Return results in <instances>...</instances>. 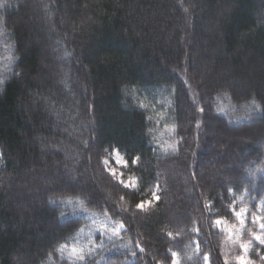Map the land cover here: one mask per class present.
<instances>
[{"label":"trees","instance_id":"trees-1","mask_svg":"<svg viewBox=\"0 0 264 264\" xmlns=\"http://www.w3.org/2000/svg\"><path fill=\"white\" fill-rule=\"evenodd\" d=\"M43 2L0 0V264H225L211 220L264 163V0ZM61 164L96 180L50 189Z\"/></svg>","mask_w":264,"mask_h":264},{"label":"rangeland","instance_id":"rangeland-1","mask_svg":"<svg viewBox=\"0 0 264 264\" xmlns=\"http://www.w3.org/2000/svg\"><path fill=\"white\" fill-rule=\"evenodd\" d=\"M29 1H32V0H28V2ZM43 4H44L43 0H33V5L36 6V9H40V8L42 9ZM36 9H34L35 12H36ZM40 15L42 17V14ZM260 125H262V123ZM232 134L233 135L231 136L230 135L228 136L226 134H221V133L218 135V141L219 139H223L225 142H233V141L235 142L233 147L231 148L232 154L226 155L227 161L220 163V165H223V168L225 167V170H231L230 166L232 164L236 166L243 161L242 158H245V156L241 155L243 153H240L238 149L242 147L246 141L250 140V138H248L250 136H247L248 132L240 133V135H236L234 133ZM250 135H252V133ZM255 136H256L255 141L257 145L261 147L262 149H264V131H261L257 135L255 134ZM245 138H248V140ZM115 150L109 152L108 157L106 159L109 160L110 163L107 166L105 165L106 168L107 169L115 168L117 171V176H115L116 178L118 179L122 178L129 187H136L137 178L134 176H129V177L124 176L122 167L125 165L117 163V156H116ZM247 153H248V150L245 152V154ZM119 156L120 158L125 159L123 153L120 151H119ZM62 165L63 164L59 165V167L56 166L55 168L53 167L51 168L53 169L51 170V176H53L52 178L54 179L49 178L50 180H48L46 184V186L49 187L50 189L57 187L56 185L58 184V181L56 178L62 173H64L63 172L64 168L66 170L67 169L69 170L68 166H62ZM71 168L72 169L69 170L70 172H67L66 174L64 173L65 176L70 178L71 175L75 174V178L80 179L82 181V184L84 185L88 183H94V181L96 180L93 177V173L91 174V169H84L81 172L77 173L76 170H74L75 169L74 167H71ZM261 170H264V163L260 165H254L252 169L250 170V172L247 171V175L245 177V181H246L245 189L241 193L236 194L235 201L231 205V212H232L231 218L230 217H216L211 220L213 226L217 230H219L221 233L224 234L222 254H223L224 262H225V259L227 258L228 264H237V262L235 261V256L240 255L242 250L240 249L238 243H233L227 238V233L222 230L223 226H216L214 222L217 219H224L227 223L236 224L237 227L239 228L240 227L239 220L234 215L233 210L239 211L240 208H247L248 213L245 218V225L242 229V239L244 240L249 239L248 229H251L253 231L259 230L258 224L254 225L252 223V214L255 213L256 215L264 216V211L261 210V205L262 203H264V171H261ZM120 173H123L122 177H120ZM41 174L47 175L48 173H45V171H43L42 173H40V175ZM129 181H131V183H128ZM156 192L159 195V192H160L159 188L156 189ZM40 196H41L40 199H42L43 194L41 193ZM147 200H150V199H147ZM23 208L24 207L21 208L22 212L25 211V208L24 209ZM116 222L118 224H121L118 220H116ZM198 248H199L198 246L194 248L196 252H200V248H199V251L197 250ZM173 252L177 253L176 257H173V259L177 260L178 264H183V257L181 256V254L177 251H173ZM247 255L252 261L255 262V264H264V260L261 259V256H264V246H260L258 242L253 241V248L249 250Z\"/></svg>","mask_w":264,"mask_h":264},{"label":"snow or ice","instance_id":"snow-or-ice-1","mask_svg":"<svg viewBox=\"0 0 264 264\" xmlns=\"http://www.w3.org/2000/svg\"><path fill=\"white\" fill-rule=\"evenodd\" d=\"M253 103H255V101H253ZM257 108H259V105H257ZM201 111H203V109H201ZM220 111H223V109L221 108ZM115 152L117 156V163H120L126 166L128 164V160L120 158L118 149H116ZM139 159H140L139 157L132 159V163L136 164L139 161ZM109 163L110 161L107 159L103 161V164L106 166ZM108 171L110 172L112 176L114 177L117 176V171L115 168H109ZM261 171H264V170H261ZM122 176H123V173H120V177ZM118 182L120 184L125 185L126 187L128 186L122 178L118 179ZM128 183H131V181H129ZM160 199H161L160 195H158L156 191H153L152 198L147 201L141 200L139 203H137L136 208L138 210H145V209L151 208L153 203L159 202ZM261 210L264 211V203H262L261 205ZM233 211H234V215L239 220V225H240L239 228L237 227L236 224H229L224 219H217L214 223L216 226H223L222 230L227 233V238L233 243L239 244V247L242 251L240 255L235 256V261L237 262V264H255V262L252 261L248 257L247 253L249 252L250 249L253 248V241L258 242L260 246H264V216L256 215L255 213L252 214V223L254 225L258 224L259 230L253 231L251 229H248L249 239L244 240L242 239V229L245 225V218L248 213V209L240 208L239 211H235V210ZM120 227H124V225L121 223ZM169 235H171V233H169ZM64 247L65 246L62 245L60 250L62 251ZM197 250L199 251V248ZM71 251H72V255H74L77 260L83 261L85 259V256L82 250H78L75 247H73ZM141 251H143V249H141ZM133 255H135V253H133ZM171 255L172 257H176L177 253L172 252ZM261 259L264 260V256H261ZM203 261H204V264H211L209 253L203 254ZM172 264H178V261L173 259ZM225 264H228L227 258L225 259Z\"/></svg>","mask_w":264,"mask_h":264}]
</instances>
